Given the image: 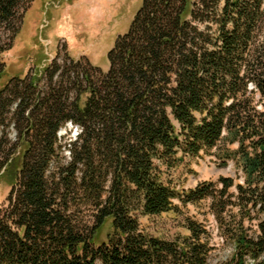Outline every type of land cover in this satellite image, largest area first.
Segmentation results:
<instances>
[{
    "label": "trees",
    "instance_id": "obj_1",
    "mask_svg": "<svg viewBox=\"0 0 264 264\" xmlns=\"http://www.w3.org/2000/svg\"><path fill=\"white\" fill-rule=\"evenodd\" d=\"M34 1L0 0V85ZM109 52L106 72L70 57L0 88V125L11 113L17 131L0 136V264H209L203 223L187 218L175 240L142 228L176 200L209 203L225 264H264V0H143ZM66 124L77 134L61 165ZM209 155L240 178L165 180Z\"/></svg>",
    "mask_w": 264,
    "mask_h": 264
},
{
    "label": "rangeland",
    "instance_id": "obj_2",
    "mask_svg": "<svg viewBox=\"0 0 264 264\" xmlns=\"http://www.w3.org/2000/svg\"><path fill=\"white\" fill-rule=\"evenodd\" d=\"M33 4L26 14L21 34L12 49L2 55L8 69L0 88L14 75L31 76L35 66L45 67L52 62L66 70L70 57H85L91 65L106 72L110 68L109 51L114 47L118 36L129 31L143 0H35ZM190 7L189 3L188 12ZM60 75L54 82L61 81ZM40 87L42 90H49L47 76ZM14 109L15 106L11 112ZM7 118L5 124L0 125V136L5 132L12 141H16L17 131L10 122L11 113ZM75 127L66 124L59 130L62 140L61 165H65L69 160L67 144L76 137ZM240 175L233 162L222 165L215 155H209L197 160H187L179 168L167 173L164 178L180 190H189L202 182H217L220 177H233L237 180ZM9 189L6 180H1L0 208L6 202ZM175 203L180 206L176 211L153 217L141 215L142 228L160 238L182 239L189 235L187 218L195 219L206 226L211 236L213 249L209 264H225L233 253V247L222 236L209 203L201 202L187 206L181 205L178 200Z\"/></svg>",
    "mask_w": 264,
    "mask_h": 264
}]
</instances>
